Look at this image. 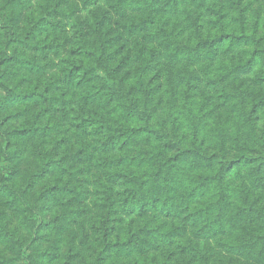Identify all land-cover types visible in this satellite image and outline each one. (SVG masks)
I'll return each instance as SVG.
<instances>
[{
    "label": "trees",
    "instance_id": "16d2710c",
    "mask_svg": "<svg viewBox=\"0 0 264 264\" xmlns=\"http://www.w3.org/2000/svg\"><path fill=\"white\" fill-rule=\"evenodd\" d=\"M239 259L264 264V0H0V264Z\"/></svg>",
    "mask_w": 264,
    "mask_h": 264
},
{
    "label": "rangeland",
    "instance_id": "374dc122",
    "mask_svg": "<svg viewBox=\"0 0 264 264\" xmlns=\"http://www.w3.org/2000/svg\"><path fill=\"white\" fill-rule=\"evenodd\" d=\"M259 1L262 2L263 0H259ZM258 3L259 2H254V6L251 7V10L257 9L259 7ZM232 120H233L232 118L225 119V115H223V114L220 117V128H223L227 132V135L230 137H232L235 133L240 132L242 130V129L240 130L239 127H241V128L243 127L242 125L237 126L234 122H232ZM256 124H258L259 128H261V129L263 128L262 120H260L259 123L257 121ZM246 225H247V223H244V222H243V227H242V225H238L236 230H235V233L240 234V233L244 232V227ZM237 261H238L237 264H246V262L244 260L239 259Z\"/></svg>",
    "mask_w": 264,
    "mask_h": 264
}]
</instances>
